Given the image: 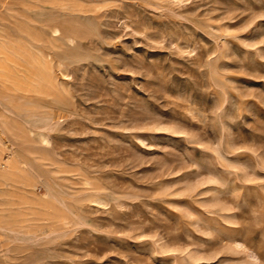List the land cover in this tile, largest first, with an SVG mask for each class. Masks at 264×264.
<instances>
[{
    "label": "rangeland",
    "instance_id": "rangeland-1",
    "mask_svg": "<svg viewBox=\"0 0 264 264\" xmlns=\"http://www.w3.org/2000/svg\"><path fill=\"white\" fill-rule=\"evenodd\" d=\"M3 38L50 72L0 77L3 264H264V0H0Z\"/></svg>",
    "mask_w": 264,
    "mask_h": 264
},
{
    "label": "bare ground",
    "instance_id": "bare-ground-1",
    "mask_svg": "<svg viewBox=\"0 0 264 264\" xmlns=\"http://www.w3.org/2000/svg\"><path fill=\"white\" fill-rule=\"evenodd\" d=\"M54 25H56V24H54ZM30 27H32V26H30ZM20 29H21V27H20ZM28 31H30V30H28ZM54 31H58V29L55 28ZM58 33L60 34V32H58ZM24 36H25L24 38H26V35H24ZM20 38H22V37H20ZM4 39L5 38L0 40V77L4 76L6 74V72L8 71L9 67L12 66L14 70L21 73L22 82L29 83V84H35V85H42V83L46 84L50 79L49 62L47 61V59L45 58L44 60L41 61L38 57L34 56V53L31 50H29L28 48L22 47L18 42L11 41L9 39H5V40ZM12 105H14V104H12ZM0 108H2V107H0ZM10 116L3 111H2V113H0V139H2L4 137V136H2V133L4 134L3 130L5 128L13 130V129L20 127L17 125V123ZM19 134H20V132L18 133V135ZM44 137H46V136L44 135ZM11 149L12 148L8 147L7 145L0 147V196L3 193L2 186L4 187V185L7 182L10 183V181H12L15 178V171L18 168V165L20 163V161L18 160L16 155L13 153V150H11ZM3 154L6 156H4ZM6 185H8V184H6ZM5 195H7V192ZM3 205L4 204H2V206ZM55 213H57V212H55ZM1 227H2V224L0 223V228ZM10 258H11V256H10ZM0 264H3L1 259H0Z\"/></svg>",
    "mask_w": 264,
    "mask_h": 264
}]
</instances>
